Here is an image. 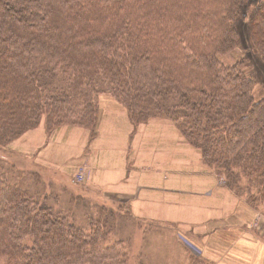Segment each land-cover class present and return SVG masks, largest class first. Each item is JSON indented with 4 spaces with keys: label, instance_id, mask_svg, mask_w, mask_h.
Listing matches in <instances>:
<instances>
[{
    "label": "trees",
    "instance_id": "16d2710c",
    "mask_svg": "<svg viewBox=\"0 0 264 264\" xmlns=\"http://www.w3.org/2000/svg\"><path fill=\"white\" fill-rule=\"evenodd\" d=\"M104 94L135 126L170 120L264 212V0H0V148L42 118L47 133L94 137ZM41 183L29 194L0 178V264H125L119 245L99 243L119 210L86 197L99 208L84 230Z\"/></svg>",
    "mask_w": 264,
    "mask_h": 264
},
{
    "label": "rangeland",
    "instance_id": "374dc122",
    "mask_svg": "<svg viewBox=\"0 0 264 264\" xmlns=\"http://www.w3.org/2000/svg\"><path fill=\"white\" fill-rule=\"evenodd\" d=\"M234 57L224 55L221 59L230 64ZM251 73L256 72L252 69L249 71ZM106 97L109 96L101 95V100ZM107 107L118 106L110 104ZM102 120L99 138L93 144L89 142V131L84 127L65 125L56 129L53 135V131L45 132L43 125L40 127L44 121L42 118L39 125L26 130L5 148H0L1 181L16 182L28 189L29 194H43L40 191L41 179L45 182L50 179L55 186L47 187L48 203L53 204L56 211L67 214L71 223L84 230L88 229L89 221L96 218L95 213L99 208L98 205H92L89 210L86 197L104 204L108 209L119 210L120 214L115 213L117 216L114 215L115 220L109 226L105 239L99 243L119 245L126 254L125 264H213L212 256L219 255L225 249L216 241L212 243V226L206 230L207 223L199 224L205 216L195 215L193 203L184 200V205L179 207H165L162 205L165 202L160 198L154 200L146 195L140 203L151 200V208L139 211V205L134 204L138 209L132 210L127 197L102 190L99 192L89 183L91 175L88 172L98 169L110 171L106 174L107 180L116 181L115 171L123 164L137 170L148 167H158L159 172L160 168L170 170L176 162L172 156L183 157L186 169L192 168L189 166L194 164L205 168L200 151L184 140L165 117H155L137 124L136 128L140 132L130 147L125 143L130 125L124 111ZM81 170L83 178L78 179ZM193 170L198 171L197 167ZM33 171H41L45 176L40 178ZM59 184L67 185L68 190L61 191ZM89 188L94 189V192ZM50 189L53 191L49 192ZM257 221L255 229L261 226L264 232V217ZM237 232L238 229L219 231L223 237L219 241H223L226 236L235 237Z\"/></svg>",
    "mask_w": 264,
    "mask_h": 264
},
{
    "label": "crops",
    "instance_id": "0c3cea01",
    "mask_svg": "<svg viewBox=\"0 0 264 264\" xmlns=\"http://www.w3.org/2000/svg\"><path fill=\"white\" fill-rule=\"evenodd\" d=\"M110 104H117L118 107L108 108L107 106ZM122 111L125 112L130 125L125 142L130 147L140 130L132 124L120 103L110 96L103 100L100 98L95 136L90 137V131L85 128L89 131V142L94 144L99 138L102 119L113 114L120 115ZM40 125V127L43 125L45 129L44 121ZM55 130H53L52 135ZM88 156H90V153ZM172 158L176 160L172 164V168L170 170L160 168V172L157 171L158 167L137 170L123 164L115 171L116 181L107 180L106 174L110 171L90 170L88 172L91 175L89 176V183L91 182L99 192L102 190L106 193L113 192V194L127 197L129 199L127 202L131 205L132 210L137 208L134 204L139 205V209L137 208L139 211L142 208H151V200H147L145 204L140 203V200L144 199L146 195H150V199L154 200L160 198L162 202H165L162 204L166 205L165 207H179L181 204L184 205V200L191 202L193 203L192 211L195 215L205 216L199 223H207V229H203L209 230L212 226V243L216 241L222 244L221 248L225 249L219 255L212 256L213 264H264V232L261 226L257 227V230L254 226L259 217H264V212L252 207L246 199L227 186L212 167L202 161L201 154L200 159L206 166L205 168L194 164L189 166L192 168L186 169L183 157L172 156ZM70 159L72 158L70 157ZM195 167L198 171L193 170ZM89 169H91V166H89ZM168 174L172 176H167ZM179 174L182 176H178ZM190 174L195 176L189 177ZM89 189L94 192V189ZM155 194H157V197ZM177 198L181 200H175ZM235 229H238L235 237L230 235L229 237L226 236L223 241H219L223 239L218 233L219 231L229 232Z\"/></svg>",
    "mask_w": 264,
    "mask_h": 264
},
{
    "label": "built area",
    "instance_id": "2783aa9c",
    "mask_svg": "<svg viewBox=\"0 0 264 264\" xmlns=\"http://www.w3.org/2000/svg\"><path fill=\"white\" fill-rule=\"evenodd\" d=\"M78 179H82L83 178V170H81L78 175H77Z\"/></svg>",
    "mask_w": 264,
    "mask_h": 264
}]
</instances>
